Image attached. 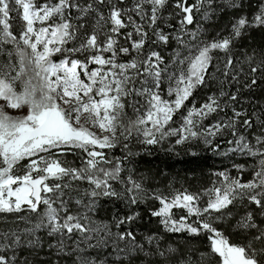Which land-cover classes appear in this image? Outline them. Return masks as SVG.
Masks as SVG:
<instances>
[{"label": "snow or ice", "instance_id": "1", "mask_svg": "<svg viewBox=\"0 0 264 264\" xmlns=\"http://www.w3.org/2000/svg\"><path fill=\"white\" fill-rule=\"evenodd\" d=\"M107 2L108 0H94V7L88 0L83 5L79 0H52L42 5L34 3V0H0V54L7 55V62L0 65V213H18L22 210L37 212L40 204L47 208L40 221L32 227L0 235V264H34L28 258L22 259L17 252L31 255L42 248L43 241L37 235L42 228L49 229L50 236L61 234L56 243L60 253H65V234L89 232L77 217L67 214L66 211L61 218L63 201L61 208H57L53 200L45 194L56 193L68 185L49 184V179L70 176L73 180H87L94 186L89 193L91 197H119L122 194L115 191L110 183L121 179L119 163L111 171L100 167L107 158L103 151L97 149L114 148L119 137L123 136L127 140L133 132L138 138H142L141 143L145 145H155L168 136H178L176 144L199 138L203 125L196 118L204 119L220 110L217 97L209 96L200 108H189L179 129L169 126L173 115L185 106V101L195 89L207 83L213 50L227 51L233 40L242 36L246 28L264 27V4H261L251 20L246 16L235 19L228 37L205 44H193L187 55L177 52L172 57L174 70L169 73L164 66V58L156 51H152L143 60L133 57L127 62H118V54L130 53L128 47L117 48L114 38L126 26L123 19L125 15L128 24L140 37L132 42L131 50L139 54L148 33L144 31L142 24L133 20L127 9L113 5L108 15L104 16L99 11V6ZM168 3L169 0H135L132 11L142 21H148L147 26L152 29L156 42L167 45L175 39L184 45L183 34L187 26L195 23L194 12L203 8L205 0H196L194 4H188L187 0H176L175 7L182 15L179 22L181 35L176 36L165 34L157 26L159 13ZM207 3L211 7L212 0H207ZM225 3L233 8L242 6L235 0H225ZM73 8L79 13L75 25L70 13ZM13 12L23 22L18 35L12 30ZM90 14H95L92 32L90 35L85 33L80 38L81 29L86 30L88 25L79 21L87 20ZM205 15L208 13L205 12ZM37 24L40 26L37 27ZM108 24L111 27L104 42L100 43L99 33ZM132 35L133 33H128L127 37L131 39ZM192 36L195 40L196 33H192ZM77 39H80L78 47H66L69 42ZM80 53L86 54L83 60L72 58ZM104 53L110 55L105 56ZM57 54L62 57L58 61L54 59ZM90 64L98 67L89 70ZM231 64L232 59L229 57L227 65ZM262 67L264 59L260 61V66L251 68V73L261 71ZM141 76L146 79L141 81V87L137 89L134 81ZM165 78L169 84V99L160 94ZM257 83V79L252 78L251 83H246L245 87L251 89ZM134 94L147 97L145 111L135 120L125 123L126 106H132L135 112L140 111L136 107L137 101L126 99ZM220 95L225 94L221 92ZM173 96L175 99H171ZM230 99L236 101L238 97L232 94ZM5 109L19 114L12 115ZM243 115L233 109L234 119L218 121L209 127L207 134L214 137L223 130L231 129V134L239 137L230 141L237 145L234 151L259 157V168L254 171L253 179L242 183L239 179H231L221 172L218 175L224 178L222 186L210 191V199L203 209L194 207L197 196L184 193L177 194L171 201L162 196L154 197L160 201L162 207L151 211L152 216L162 218L161 223L167 231L188 232L191 235H199L202 231L210 233V254L218 257L219 264H264V221L257 223L256 211H246L236 224L237 229L247 231L251 239L246 238L247 243L244 244H233L210 222L201 220L199 224L192 225L187 223V217L175 220L170 210L183 207L188 209L189 215L195 212L199 217L202 213H222L239 199L255 205V209L264 216V114L256 115V119L260 121V131L254 137L255 144L236 130L237 120ZM240 123L247 129L254 126L251 117L241 120ZM96 127L107 134L97 135L91 130ZM206 143L211 145L212 141L206 139ZM124 147L127 149L128 145L125 144ZM74 149L86 153L87 160L82 168L66 167L58 159L51 158L53 152L63 154ZM25 159L28 160L27 165L17 172L18 166ZM128 183L131 186L126 187L123 195L131 211L140 203L134 193L141 191V184L131 177ZM135 219V212L125 214L117 227ZM119 239L129 242L126 249L119 250L126 251L129 264L134 260L152 256L163 259L148 260L147 264H166L169 259H178V264H210V261L206 262L209 253L200 252L197 258L196 249L190 250L188 254L181 252L177 258L173 255L177 249L171 246L162 248L154 235L146 239L148 244L156 242V247L147 251L144 245L136 242V235L132 231L121 232ZM140 253H144V257ZM79 264L95 262L81 257Z\"/></svg>", "mask_w": 264, "mask_h": 264}, {"label": "trees", "instance_id": "2", "mask_svg": "<svg viewBox=\"0 0 264 264\" xmlns=\"http://www.w3.org/2000/svg\"><path fill=\"white\" fill-rule=\"evenodd\" d=\"M116 1L126 3L129 0ZM88 2L95 5L94 0H88ZM195 2V0H187L188 4ZM235 2L242 6L233 8L227 5L225 0H212L211 7H209L205 0L203 8L194 12L195 23L188 27L199 24L202 26V31L197 34L198 37L219 40L231 34L235 19L246 16L251 20L258 12L260 5L264 4V0H235ZM175 4L176 0H169L166 7L159 13L160 19L157 21V25L163 23L161 18L164 15L167 19L169 18L171 26L175 25V20L170 19V17H174L172 6ZM100 6H106V4ZM127 6H131V4H127ZM105 11L104 9L105 16H107L108 12ZM205 12L208 13L207 16ZM110 27V24L105 25L106 31H109ZM12 30L14 31L13 27ZM144 31L148 33L145 45L151 43L157 45L159 49L166 47L152 38L151 28L147 27ZM120 32L114 36L115 39L120 37ZM211 54L212 62L207 73V83L195 89L187 101L196 99L199 103L206 94L212 93L218 98L220 110L211 113V118L218 117L227 121L234 119L233 109L242 112L244 115L237 120L236 130L244 135L246 140L255 144L254 137L260 131L258 127L260 121L256 119V115L264 114V67L255 74L251 73V68L260 66V61L264 59V27L246 28L242 36L233 40L229 50H213ZM229 57L232 59L231 65H227ZM252 78L257 79L258 83L251 89L246 88L245 84H250ZM221 92L225 95L221 96ZM232 94L237 95L236 101L230 99ZM249 117L254 125L251 129L244 128L240 123L241 120ZM231 132V129L221 131L209 146L203 147L197 141H192L169 149L164 147L162 141L155 145L138 143L133 134L127 140L120 138L116 147L103 150L107 160L102 162L100 167L111 171L119 163L121 179L110 181V183L115 191L122 194L121 196L93 198L89 194L93 185H90L87 180H73L70 176L48 180L49 184L68 185L54 194L55 207L61 208V201H63L61 218L66 211L67 214L78 217L85 227L90 228L94 225L97 238L88 243L85 240L88 233L77 231L71 235L65 234L63 236L66 245L65 253H60L56 248V243L61 238V234L50 236L49 229L42 228L37 232V235L43 241V247L31 255L27 252L23 254L17 252V255L22 259L28 258L34 261V264H79L81 257L94 261L95 264H129V256L126 251H119L126 249L129 242L120 240L119 234L132 231L136 235V242L145 246V251L156 247V242L148 244L146 239V237L154 235L158 238L162 248L167 249L170 246L176 248L177 252L173 255L177 258L180 257L181 252L188 254L190 250L196 249L198 250L197 258L200 252H208L209 256L206 257V262L219 264L218 257L210 254V241L208 240L210 233L202 231L199 235H191L188 232L167 231L161 223L162 218L152 216L151 211L159 210L162 207L160 201L154 197L162 196L168 199L171 195H175V192L197 196L198 200L194 202V207L203 209L210 199V191L216 188H212L211 184L217 171L222 170L224 164L230 162L232 164L229 168L230 173L234 174L233 177L242 183L251 180L254 171L259 168L258 160L256 161V157L242 152L233 154L231 148L236 144L230 143V141L239 137H234ZM125 144L128 145L127 149L124 147ZM81 153L80 149L64 152L61 155L64 157L62 164L71 168L84 167L86 160H82ZM235 165L238 167L235 168ZM237 173H239V177ZM129 177L141 184V191L134 193L138 196L140 203L131 211L123 195L126 187L131 186L128 183ZM208 186V192L204 195L203 190ZM253 210L256 211L257 223L264 221V216H261L259 210L255 209V205H250L246 200L241 202L239 199L222 213H202L198 217L195 212L189 215L188 209L183 207H174L170 211L173 219L179 220L181 217H187V223L192 225L206 220L231 243L244 244L251 237L247 231L238 230L236 224L242 214ZM132 212L136 213V219L133 222H125L118 228L119 220L125 214H132ZM221 216L222 219L219 218ZM16 217H28V219L30 218L29 223L34 225L40 221L42 214L39 210L37 212L22 210L18 213H0V235L24 227L21 224L22 221L15 219ZM28 226L27 223L25 227ZM77 244L79 250H77ZM0 250L2 251V249ZM139 255L144 257V253ZM162 259V257L152 256L134 260L132 264H147L148 260ZM166 264H178V259H169Z\"/></svg>", "mask_w": 264, "mask_h": 264}, {"label": "rangeland", "instance_id": "3", "mask_svg": "<svg viewBox=\"0 0 264 264\" xmlns=\"http://www.w3.org/2000/svg\"><path fill=\"white\" fill-rule=\"evenodd\" d=\"M50 2H52V0H34V3H36L38 5H42V4L50 3ZM79 2H80L81 5H83L85 3L84 0H79ZM126 3L128 5L131 4V6H127ZM126 3H124V2L121 3V2H118L116 0H108V2L105 3L106 6H99V11L102 12L103 15L105 16L104 9L106 10L105 12L109 13V9L113 5H115L118 8H121V9H127V10H129L128 14L132 15L133 20H135L137 24H142L144 26V30H145L148 27L147 26L148 25V21H147V23H146V20L142 21L140 19V17L137 16L134 11H132V9L134 8L135 0H129ZM94 7H96V5H94ZM172 8H174L173 9L174 10V17L173 18L170 17V19H174L175 20V25L171 26L169 21H168L169 18L167 19L166 15H164L161 18V20H163L162 21L163 23L158 24L157 26H158V28L160 30H163L165 32V34H167V35H171V36L181 35V33H180L181 25H180L179 22L182 19V15L179 14V10L175 7V5L172 6ZM145 10L146 11L148 10V6H146ZM70 13H71L72 23L75 25L78 22L76 17L79 15V13L77 12V10L75 8L71 9ZM11 15H12L11 25L14 28L15 33L19 34V32L21 31V29L23 27V22H22V20H20L17 17L15 12H13ZM123 19L125 21V25L126 26L121 29L120 37L116 38L117 39V45L116 46H117V48H119V47H128L130 49V53L129 54H123V53L118 54L117 60L120 63L127 62V61L131 60L133 57H136L139 60H143V59H146L148 57V55L152 51H156V52H159L161 54V56L164 58V60H165V65L164 66L167 67L169 73H171L174 70L173 69V63L174 62L172 60V57L177 52H180L183 55H187L188 52H189V49L193 46V44H205V43H209V42L213 41L211 39H202V38L198 37L199 35H197V34L202 31V26L199 25V24L198 25L196 24L193 27H188L187 26L186 32H185V34H183V40L185 41L184 45H181L177 40L173 39V40L170 41L169 44L165 45L166 47H162L161 49H159L157 47V45H153V44L150 43L148 45H144L143 49L138 54L135 50H131V45H132V42L134 40H139L140 37L135 34V31H134L133 27L130 24H128L127 15H125ZM94 22H95V14H90L89 17L87 18V20L79 21V23H87V25H88L86 30L85 29H81V31L79 33L80 38H83L85 33H87L89 35L91 34ZM39 26L40 25L37 24V27H39ZM107 33H108V31H106V29L104 27V31L99 33V36H98V40H99L100 43L104 42ZM128 33H133L131 39H129L127 37ZM192 33H196V35H197L195 37V40H193ZM152 38L156 41V37H155L154 34H153ZM157 43H159V42H157ZM79 44H80V39H77L74 42H69V44L66 45V47H78ZM159 44H162V43H159ZM85 55H86L85 53L75 54V55H73L72 58H78V59L83 60L85 58ZM104 55L108 56V55H110V53H104ZM61 58L62 57H61L60 54H57L54 57V59L56 61H58ZM6 62H7L6 53L0 54V65H3ZM94 67H98V66L95 65V64H90L89 65V70H91ZM144 79H146V77L141 76L139 79L134 81V86L137 89H139L141 87V81L144 80ZM19 87H20V85L18 84L17 88L19 89ZM168 87H169V84H168L167 78H165L164 84H163L162 88L160 89V94L165 99H169L168 91H167ZM209 96H214V95H212V93L206 94L204 96V99L201 100L199 103H197L196 99L193 100V101H185V106L182 107L181 110H179L178 112H176L173 115V119H172V121L169 122V126L174 128V129H179L181 127L182 123H183V119L182 118H183V116H185L187 114L188 109L192 108L193 106H195L196 108H200L201 105H203L205 102H207ZM126 99L128 101H137L138 103L136 104V107L139 108L140 111L139 112H135L132 106H126V108L124 110V112H125V117H124L125 123H127L128 120H135L139 115L143 114V112L145 111V107L144 106H145V101H146L147 97L136 96L134 94L133 96L127 97ZM171 99H175V97L173 96V97H171ZM5 110L8 111L12 115L19 114L16 111L11 110V109H5ZM196 119H198L199 123L203 125V129H201V133L202 134H201V136L199 138H192V139L186 140L185 142H183L181 144H176L175 141L179 137L178 136H168L162 141L163 144H164V147H166L168 149L169 148H174L175 146H181V145H183L186 142H192V141H197L203 147L204 146H209V144L206 143V139L207 140H211L213 142L214 140H216L218 135H216L214 137L213 136H209L207 134V130L209 129L210 126L216 124L218 121H225L222 118H218V117L211 118V114H209L204 119H200L198 117ZM166 127H168V126H166ZM91 130L94 131L97 135H101L102 136L104 134H107V133H102L101 130L98 127L92 128ZM133 136H134V139H136V141L138 143H141V139L142 138H138L137 134L135 132H133ZM120 138H123L125 140V138L123 136L119 137V139ZM129 138L130 137H128V139ZM106 149H108V148H106ZM106 149H103V150H106ZM235 149H237V145H234L231 148V151L233 152V154H238L239 152H241V151H238V150L234 151ZM103 150L97 149V151H103ZM81 154H82V157H83L82 160H87L86 153L82 152ZM61 155L62 154L59 153V152H53L51 158L58 159L61 162L63 160V162H64V157H62ZM257 160H258V167H259V157H256V161ZM27 163H28L27 159L22 161L21 164L17 168V172H20V170L23 169L27 165ZM231 164H232L231 162L229 164H224V168L222 170L217 171L215 178L212 180L213 181L212 184H211L212 188L213 187H221L222 186V182H223L224 178L218 175L221 172L226 173L228 175V177H230L231 179H237L236 177H233L234 176L233 173H230L229 166H231ZM234 167L237 168L238 166L235 165ZM253 174H252V177H251L252 179H253ZM237 176L239 177V173H237ZM209 186L205 190H203V194L204 195L208 192ZM54 194L55 193H47L45 195L48 198H50L51 200H54V197H55ZM177 194H180V193L175 192V195H171L170 198H168V200L171 201ZM46 210H47L46 206L43 205V204H40L39 212L42 214V216H43V214L45 213ZM15 219H20L22 221L21 224L24 226L22 229H25V228H28V227H32V225H33V223L32 224L29 223L30 218L28 219V217H21V218L16 217ZM78 220L81 222V220L79 218H78ZM27 223H28L29 226L25 227L27 225ZM88 229H89V232H88V235H87V239H85V240H86V242L89 243V241L93 242V240H95V238H97V235L95 234L96 229H95L94 225H93V227H90ZM8 232L9 231H7L5 233H8Z\"/></svg>", "mask_w": 264, "mask_h": 264}, {"label": "water", "instance_id": "4", "mask_svg": "<svg viewBox=\"0 0 264 264\" xmlns=\"http://www.w3.org/2000/svg\"><path fill=\"white\" fill-rule=\"evenodd\" d=\"M40 206V205H39Z\"/></svg>", "mask_w": 264, "mask_h": 264}]
</instances>
